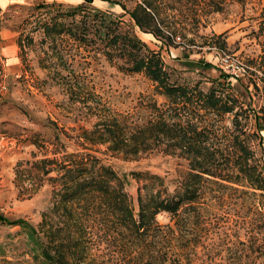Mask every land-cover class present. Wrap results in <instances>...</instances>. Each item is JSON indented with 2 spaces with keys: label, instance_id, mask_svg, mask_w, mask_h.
Masks as SVG:
<instances>
[{
  "label": "trees",
  "instance_id": "obj_1",
  "mask_svg": "<svg viewBox=\"0 0 264 264\" xmlns=\"http://www.w3.org/2000/svg\"><path fill=\"white\" fill-rule=\"evenodd\" d=\"M93 1L60 9L52 23H44V33L56 30V35L64 33L78 42L99 38L104 47L93 50L111 63L119 62L121 69L143 73L165 102L153 101L152 115L141 124L109 114L82 136L124 156L148 151L170 155L186 169L173 179L147 170L119 174L92 153L64 152L59 160H41L56 163V225L42 218L34 226L1 212L0 222L20 226L36 264H191L200 231L210 226L208 217L226 190L259 191L264 198V70L261 76L244 74L245 102L227 73L207 80L209 85L176 82L159 50L184 45L178 33L197 28L203 16L229 2L247 0H137L132 7L101 0L119 5L121 14L87 6ZM126 14L128 21L122 19ZM137 29L159 40V50L150 49ZM189 41L194 44L193 38ZM223 46L221 41L219 48ZM197 62L210 67L207 61ZM225 114L231 115L230 126L221 124ZM129 177L140 183L137 209L127 191ZM161 212L170 215L172 224L157 221Z\"/></svg>",
  "mask_w": 264,
  "mask_h": 264
},
{
  "label": "rangeland",
  "instance_id": "obj_2",
  "mask_svg": "<svg viewBox=\"0 0 264 264\" xmlns=\"http://www.w3.org/2000/svg\"><path fill=\"white\" fill-rule=\"evenodd\" d=\"M118 1L132 7L137 0ZM80 2L15 0L4 13L3 24L16 26L19 33L22 68L19 76L15 72L5 78L7 90L0 97V212L34 226L42 218L56 225V209L52 208L56 163L42 159L59 160L64 152H89L119 174L147 170L168 179L186 169L180 159L170 155L148 151L138 157L124 156L107 144L92 145L82 136L109 114L141 124L152 115L151 103L162 104L165 98L154 93L153 82L143 73L128 72L119 62H109L100 52L105 43L99 38L78 42L64 33L56 35V30L44 33V23H52L60 9ZM87 6L123 13L119 5L101 0ZM122 19L128 21V15ZM186 29L178 33L184 45L160 50L159 40L136 31L150 49L160 51L176 82L209 85L207 80L227 73L233 89L248 102L241 84L246 82L244 74L261 76L264 70V0L229 2L221 11L203 16L197 28ZM221 41L225 42L223 48H219ZM199 60L210 67L203 68ZM236 76L241 77L240 82ZM230 120L231 115L225 114L221 124L230 126ZM260 154L264 162V142ZM139 185L129 177L127 191L135 209ZM248 190H226L224 199L217 200L208 217L210 226L200 231L199 246L189 256L191 264H264V198L259 191L251 195ZM156 218L160 224H172L167 213ZM0 264H36L19 225L0 222Z\"/></svg>",
  "mask_w": 264,
  "mask_h": 264
},
{
  "label": "crops",
  "instance_id": "obj_3",
  "mask_svg": "<svg viewBox=\"0 0 264 264\" xmlns=\"http://www.w3.org/2000/svg\"><path fill=\"white\" fill-rule=\"evenodd\" d=\"M15 4V0H0V56L4 58V70L6 78L11 73H15L16 76L20 75L22 63L19 57V48L17 45L18 31L15 30L16 26H9L3 24L5 20L4 13L9 10L11 5ZM3 20V21H2ZM1 60V57H0ZM4 88L0 89V97L7 90V82L4 79Z\"/></svg>",
  "mask_w": 264,
  "mask_h": 264
},
{
  "label": "built area",
  "instance_id": "obj_4",
  "mask_svg": "<svg viewBox=\"0 0 264 264\" xmlns=\"http://www.w3.org/2000/svg\"><path fill=\"white\" fill-rule=\"evenodd\" d=\"M232 72V71H231ZM5 70H4V64L2 61H0V89L4 88V79L6 78L5 76Z\"/></svg>",
  "mask_w": 264,
  "mask_h": 264
}]
</instances>
